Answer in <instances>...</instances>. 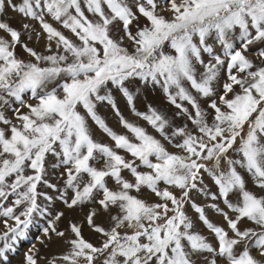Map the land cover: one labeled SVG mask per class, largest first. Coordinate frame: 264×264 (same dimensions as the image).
Returning a JSON list of instances; mask_svg holds the SVG:
<instances>
[{
  "label": "snow or ice",
  "instance_id": "snow-or-ice-1",
  "mask_svg": "<svg viewBox=\"0 0 264 264\" xmlns=\"http://www.w3.org/2000/svg\"><path fill=\"white\" fill-rule=\"evenodd\" d=\"M0 223V264H264V0H0Z\"/></svg>",
  "mask_w": 264,
  "mask_h": 264
},
{
  "label": "rangeland",
  "instance_id": "rangeland-1",
  "mask_svg": "<svg viewBox=\"0 0 264 264\" xmlns=\"http://www.w3.org/2000/svg\"><path fill=\"white\" fill-rule=\"evenodd\" d=\"M13 23L15 24V20L13 21ZM29 46L36 47V45L32 44V43H30ZM41 48H42V45H41ZM149 102L153 103L154 106L159 105V106L166 107V105L164 104L163 98L161 96H159L158 94L155 97L150 96ZM144 103L145 102L143 100L137 102V107L139 110H141V111L145 110ZM120 106H121V109L124 112L126 117H128L129 119H133V120L136 119L135 117L130 115V113L127 111L126 108H124L123 101H120ZM100 113L107 118V122L109 123V125L111 127H113L117 131H122V129L119 128V126L116 122V119H115L114 115L112 114L110 108H103L102 107V108H100ZM9 115H11V113H9ZM141 123H143V122H141ZM149 130L151 131V129H149ZM96 134L100 135V133L98 131ZM65 226H66L65 224L61 225L62 228ZM2 228H3V224L0 223V229H2ZM36 232H37V229L33 228L32 234L35 235ZM85 236H86V238H92V237H89L87 231H85ZM31 243H33L32 240H27V241L22 242L20 245H18V252L11 254L12 255V264H20V261L23 258L24 252L27 251V249L30 247ZM37 247L41 248V256L46 257V258H51L53 255H58V254L62 253L63 251H65V246L59 242H54L47 249L42 248L38 243H37ZM40 264H44L43 259L40 261Z\"/></svg>",
  "mask_w": 264,
  "mask_h": 264
}]
</instances>
